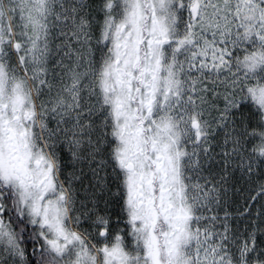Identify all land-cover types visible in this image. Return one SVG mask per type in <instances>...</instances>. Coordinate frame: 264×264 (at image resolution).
Returning <instances> with one entry per match:
<instances>
[{
    "label": "snow or ice",
    "instance_id": "1",
    "mask_svg": "<svg viewBox=\"0 0 264 264\" xmlns=\"http://www.w3.org/2000/svg\"><path fill=\"white\" fill-rule=\"evenodd\" d=\"M0 264H264V0H0Z\"/></svg>",
    "mask_w": 264,
    "mask_h": 264
}]
</instances>
